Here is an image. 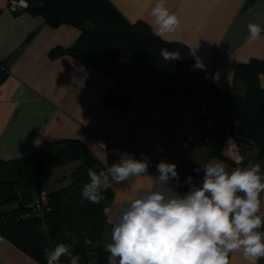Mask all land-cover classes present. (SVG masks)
<instances>
[{
	"label": "crops",
	"instance_id": "0c3cea01",
	"mask_svg": "<svg viewBox=\"0 0 264 264\" xmlns=\"http://www.w3.org/2000/svg\"><path fill=\"white\" fill-rule=\"evenodd\" d=\"M7 1L0 0V61L8 68L0 81L1 158L29 157L47 142L76 138L105 169L118 161L121 153L136 159L143 153L151 176L158 174L156 165L161 160L175 163L180 181L176 190L181 194L189 191L184 184L188 177L199 186L203 166L223 161L213 157L207 146L184 141V136L192 138L197 131L192 111L171 125L165 117L166 100L130 91L69 54L51 57L52 48L70 46L81 30L65 23L52 27L42 16L24 8L11 11L6 8ZM110 1L129 21L142 20L154 32L150 11L156 0ZM166 6L180 18L181 26L163 39L187 45L205 62L219 89L244 94L245 85L234 80V70L251 58L264 59V31L260 39L247 43L249 23L264 29V0H166ZM259 83L264 87V73L259 75ZM107 94L125 103L106 106L103 99ZM98 137L108 142L107 147L96 146ZM224 153L232 160L223 161L228 171L247 166L249 161L261 164L264 171V157L254 150L225 147ZM197 168L201 170L195 171ZM47 173L46 177L52 176L51 171ZM42 182L41 177L45 191ZM151 183L150 176H143L115 186L111 204L119 207ZM261 200L264 212V193ZM103 234L104 243L111 242L110 224ZM0 264L41 263L0 234ZM229 264L247 262L240 252H233ZM258 264H264V258Z\"/></svg>",
	"mask_w": 264,
	"mask_h": 264
},
{
	"label": "trees",
	"instance_id": "16d2710c",
	"mask_svg": "<svg viewBox=\"0 0 264 264\" xmlns=\"http://www.w3.org/2000/svg\"><path fill=\"white\" fill-rule=\"evenodd\" d=\"M27 3L29 6L23 7L24 10L42 16L48 25L65 23L81 30L70 46L52 48L51 57L69 54L130 91L166 100L165 117L171 125L192 111L197 131L192 138L183 139L188 144L207 146L213 157L232 161L224 153L226 134L236 146L264 157V87L259 83L264 59L251 58L236 66L234 80L246 88L240 95L232 89H219L204 61L199 59L202 68L195 67L197 57L187 45L155 35L142 20L129 21L110 0H27ZM161 48L179 51L182 57L178 61H165L160 56ZM6 75L7 72L0 71V81ZM124 103L125 100L110 94L103 99L106 106ZM69 162H77L70 173V183L46 191L47 202L35 210L34 203L43 190L42 172ZM90 167L106 170L87 145L76 138L47 142L29 157H0V205L16 204L10 210L0 211V234L41 264H46L45 249L60 242L71 243L73 236L79 238L74 247L81 256V264L89 260L106 261L105 202L80 203ZM104 195L111 204L112 188ZM86 238L100 244L89 247L84 244ZM61 264H68L67 259L62 258Z\"/></svg>",
	"mask_w": 264,
	"mask_h": 264
},
{
	"label": "clouds",
	"instance_id": "9594fccd",
	"mask_svg": "<svg viewBox=\"0 0 264 264\" xmlns=\"http://www.w3.org/2000/svg\"><path fill=\"white\" fill-rule=\"evenodd\" d=\"M19 4L29 6L27 0H19ZM150 16L154 33L161 38L180 29V18L166 6V0H156ZM247 27V43L261 38L264 29L260 25L249 23ZM160 56L165 61L182 57L179 51L166 48H161ZM195 67H203L199 58ZM148 168L143 153L141 159L121 153L106 170L87 169L88 182L81 190L80 203L105 202L103 215L111 225V242L103 245L108 264H229L233 252H240L247 264H258L264 258L261 164L249 161L247 166L228 171L223 161L208 162L199 186L193 185L192 177L184 181L189 186L184 194L176 190L180 181L175 163L161 160L154 176L148 174ZM143 176H150L152 183L134 198L119 207L106 202L104 193L109 189ZM71 239V243L45 249L46 264H61L62 258L68 264H81L74 247L79 238ZM84 244L95 248L100 241L86 238Z\"/></svg>",
	"mask_w": 264,
	"mask_h": 264
},
{
	"label": "rangeland",
	"instance_id": "374dc122",
	"mask_svg": "<svg viewBox=\"0 0 264 264\" xmlns=\"http://www.w3.org/2000/svg\"><path fill=\"white\" fill-rule=\"evenodd\" d=\"M76 164L77 162H69L53 167L54 169H48L52 173L50 177L45 176V173H49H47L48 170L43 171L41 177L43 179L42 186L45 191H51L69 184L71 179L70 173L76 167ZM14 207H16L15 203H4L0 205V211H7Z\"/></svg>",
	"mask_w": 264,
	"mask_h": 264
},
{
	"label": "built area",
	"instance_id": "2783aa9c",
	"mask_svg": "<svg viewBox=\"0 0 264 264\" xmlns=\"http://www.w3.org/2000/svg\"><path fill=\"white\" fill-rule=\"evenodd\" d=\"M6 8L11 11H17L19 8H23V7L20 6L19 0H8ZM1 10L2 8H0V12ZM0 71H4L8 73V69L2 61H0ZM95 144L97 147H100L99 144H103L105 147H107L108 142L105 139L98 137L96 139ZM226 147H229V148L237 147L235 142H233V139L231 138L229 134H226ZM46 202H47L46 191L41 190L39 194V200L34 203L35 210H40L42 205H44ZM85 264H108V262L107 260L106 261L89 260Z\"/></svg>",
	"mask_w": 264,
	"mask_h": 264
},
{
	"label": "water",
	"instance_id": "95a60500",
	"mask_svg": "<svg viewBox=\"0 0 264 264\" xmlns=\"http://www.w3.org/2000/svg\"><path fill=\"white\" fill-rule=\"evenodd\" d=\"M94 170H96V167L94 168Z\"/></svg>",
	"mask_w": 264,
	"mask_h": 264
}]
</instances>
